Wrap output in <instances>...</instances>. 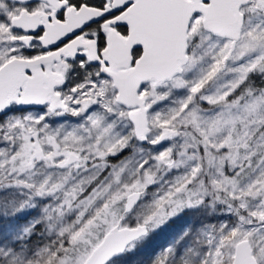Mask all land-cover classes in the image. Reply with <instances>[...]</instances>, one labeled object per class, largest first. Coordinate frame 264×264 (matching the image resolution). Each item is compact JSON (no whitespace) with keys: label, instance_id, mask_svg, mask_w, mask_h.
<instances>
[{"label":"snow or ice","instance_id":"6c2138e0","mask_svg":"<svg viewBox=\"0 0 264 264\" xmlns=\"http://www.w3.org/2000/svg\"><path fill=\"white\" fill-rule=\"evenodd\" d=\"M0 264H264V0H0Z\"/></svg>","mask_w":264,"mask_h":264},{"label":"trees","instance_id":"16d2710c","mask_svg":"<svg viewBox=\"0 0 264 264\" xmlns=\"http://www.w3.org/2000/svg\"><path fill=\"white\" fill-rule=\"evenodd\" d=\"M179 226H180V225L178 224V225H177V228H178ZM162 242H163V241H162Z\"/></svg>","mask_w":264,"mask_h":264}]
</instances>
